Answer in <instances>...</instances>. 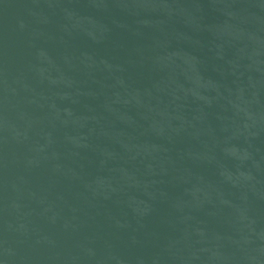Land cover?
<instances>
[{
  "label": "water",
  "instance_id": "1",
  "mask_svg": "<svg viewBox=\"0 0 264 264\" xmlns=\"http://www.w3.org/2000/svg\"><path fill=\"white\" fill-rule=\"evenodd\" d=\"M0 264H264V0H0Z\"/></svg>",
  "mask_w": 264,
  "mask_h": 264
}]
</instances>
